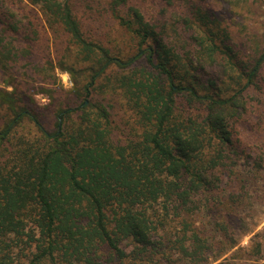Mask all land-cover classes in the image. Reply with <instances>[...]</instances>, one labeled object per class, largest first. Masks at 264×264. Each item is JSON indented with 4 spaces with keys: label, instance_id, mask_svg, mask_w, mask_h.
Wrapping results in <instances>:
<instances>
[{
    "label": "trees",
    "instance_id": "1",
    "mask_svg": "<svg viewBox=\"0 0 264 264\" xmlns=\"http://www.w3.org/2000/svg\"><path fill=\"white\" fill-rule=\"evenodd\" d=\"M6 1L0 73L12 90L0 88L10 116L0 128V264H177L175 254L210 264L207 239L186 218L173 236L170 216L227 183L233 192L220 196L227 207L215 225L229 233L228 208L256 198L238 188L237 165L243 140L264 155L255 127L264 101L251 94L264 91L261 45L224 43L207 0H183L181 14L177 0H26L70 44L40 65L4 27ZM109 23L125 44L102 32ZM57 69L70 73L72 88H62ZM29 78L45 85L30 93L22 89ZM99 93L119 95L131 135L116 132L107 105L93 99ZM25 120L36 134L15 135Z\"/></svg>",
    "mask_w": 264,
    "mask_h": 264
},
{
    "label": "rangeland",
    "instance_id": "2",
    "mask_svg": "<svg viewBox=\"0 0 264 264\" xmlns=\"http://www.w3.org/2000/svg\"><path fill=\"white\" fill-rule=\"evenodd\" d=\"M6 7L9 8L10 18L6 20L4 27L8 29V34L17 37L23 41L24 45L30 46V59L43 65L45 61L54 59L55 62L65 53L68 41L65 34L60 29H52L39 7L29 4L26 0H7ZM207 7L212 13H216L218 17L217 23H220V38L224 43L232 44L235 51L238 50L239 44L252 45L264 49V0H234L230 6H224L221 3H214L213 0H207ZM146 6L149 3H145ZM176 10L181 14L186 9L183 0H177ZM210 13L211 20L215 19V15ZM116 25V24H115ZM110 27V23L103 27L102 32L111 33V39L123 45L125 44V34L121 29ZM16 27L17 30L12 29ZM110 39V38H109ZM243 45V46H244ZM241 56L250 54L247 50L240 51ZM60 84L65 90H69L73 86V82L69 72L56 70ZM27 84L22 89L33 93V89H41L44 82L41 79H26ZM38 85V86H37ZM45 85V84H44ZM0 88L12 90L6 82V76L0 73ZM264 101V91L253 90L251 94ZM64 97V96H63ZM82 97L80 99H84ZM38 102L45 103L47 100L42 95L36 96ZM87 101L92 98L87 97ZM94 100H100L107 105L111 114L112 124L116 132L120 135H131L130 125L132 124L133 115L127 111L119 95L115 93H99L95 94ZM43 112L49 111L45 105H40ZM52 109V108H50ZM264 111V109H263ZM9 110L5 106L0 105V128H4L9 119ZM261 119L264 118V112L260 114ZM259 118H257L258 120ZM47 128L52 130L55 125V119L49 115L47 119ZM257 129L264 134V120L255 125ZM35 127L31 122L25 120L18 125L15 135H34ZM241 140H243L239 135ZM262 143V142H261ZM240 150H243L241 158L238 160L237 176L238 188L244 186L256 198L249 196L247 205H236L229 207L230 215L234 226L229 227L231 232L226 233L223 229H218L215 221L223 215L221 211L225 210L227 205L221 195L233 192V186L224 183L219 188V192L213 193V196L200 197L192 205V211L184 214L170 216L171 226H173V236H177L181 231L182 218H186L194 227H197L200 235L207 239L208 251L206 256L210 260V264H217L225 259H231L238 264H264V162L263 166L258 165L260 159H264V155L260 156L262 151L255 147H249L245 141H241ZM262 157V158H261ZM236 191V188L235 190ZM221 193V194H219ZM258 197V198H257ZM220 199L223 202H220ZM195 205H197L195 207ZM221 212V214H220ZM223 217V216H222ZM229 230V231H230ZM130 248V244H126ZM177 264H184L185 259L180 255H173ZM202 258L197 262L190 264H201Z\"/></svg>",
    "mask_w": 264,
    "mask_h": 264
}]
</instances>
